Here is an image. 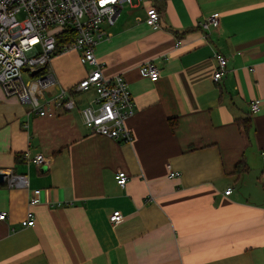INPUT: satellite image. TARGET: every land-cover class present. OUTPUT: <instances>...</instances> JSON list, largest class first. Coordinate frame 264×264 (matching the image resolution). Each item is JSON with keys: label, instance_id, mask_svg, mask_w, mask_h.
<instances>
[{"label": "crops", "instance_id": "1", "mask_svg": "<svg viewBox=\"0 0 264 264\" xmlns=\"http://www.w3.org/2000/svg\"><path fill=\"white\" fill-rule=\"evenodd\" d=\"M151 3L160 11L157 28L145 21ZM143 4L144 13L121 9L113 24L103 23L95 50L106 74L130 85L131 142L86 126L82 108L92 97L41 115L0 87V170L10 174L0 185V210L8 213L0 264H264V0ZM213 13L220 25L205 32L199 22ZM216 52L228 58L220 80ZM151 60L157 81L140 73ZM51 67L58 84L48 96L70 89L91 66L70 51ZM26 152L30 159L17 158ZM39 153L47 163L31 159ZM242 160L247 171L239 176ZM119 170L129 176L124 187ZM35 189L40 200L31 205ZM30 209L36 224L24 226ZM115 210L123 214L117 223Z\"/></svg>", "mask_w": 264, "mask_h": 264}, {"label": "built area", "instance_id": "2", "mask_svg": "<svg viewBox=\"0 0 264 264\" xmlns=\"http://www.w3.org/2000/svg\"><path fill=\"white\" fill-rule=\"evenodd\" d=\"M125 3H132V0H0V87L8 96L30 102L32 109L41 115H55L60 109L71 110L76 107V100L69 89L60 86L53 96L46 95V91L58 84L51 67L53 57L77 51L80 62L90 65L91 69L75 84L73 91H95V95L82 108L86 126L94 132L131 142L133 135L126 120L136 111V102L130 85L122 74H106V62L98 59L95 51L104 34L102 24H113ZM146 12L145 21L152 27H159L161 17L157 7L150 4ZM219 25V13L208 15L199 22L205 32ZM68 29L74 30L75 38L58 50L57 35ZM216 58L218 68L214 79L220 80L226 72L228 58L220 52H216ZM45 66H48L47 71L43 72ZM39 68L42 70L34 74ZM140 73L151 81L160 78V69L152 60L142 64ZM250 107L252 112L258 111L259 101L253 100ZM25 157L30 159L29 152L25 153ZM31 159L38 164L47 163L42 153ZM171 175L177 173L171 172ZM19 178L23 183H28L27 176L21 175ZM128 178L125 170L117 172L120 186L124 187ZM40 191L34 190L29 200L31 205L40 200ZM231 191L229 187L225 193L230 194ZM7 216V211L0 210V220ZM122 219L120 210L110 215L114 223ZM22 224H36V213L32 209L28 210Z\"/></svg>", "mask_w": 264, "mask_h": 264}, {"label": "trees", "instance_id": "3", "mask_svg": "<svg viewBox=\"0 0 264 264\" xmlns=\"http://www.w3.org/2000/svg\"><path fill=\"white\" fill-rule=\"evenodd\" d=\"M147 1H152V0H147ZM153 1H155V0H153ZM152 5H154V6H156L154 3H151ZM157 7V6H156ZM157 9L159 10V8L157 7ZM75 32H74V30L73 29H68L67 31L65 30V32L63 31V32H61L59 35H57V47H58V50H61V48L63 47V45H65V44H67V43H69V42H71V41H73V39L75 38ZM47 67L48 66H45L44 67V70H43V72H45V71H47ZM74 86H75V84H74ZM74 86H72L69 90H70V93L72 94V95H74V97H75V100H76V98H77V96L79 95V94H82V93H79V92H74L73 91V87ZM62 111H64V110H62V109H60V111L59 112H62ZM58 112V113H59ZM240 121V120H239ZM176 122V120H171V123L172 124H174ZM244 123H246L247 124V121L245 120V122ZM24 157V160H27L26 159V157H25V153L24 154H19L18 156H17V158L18 157ZM245 165V162L242 160V161H240V162H238V164H237V166H236V174L237 175H242L245 171H247V168H246V166H244Z\"/></svg>", "mask_w": 264, "mask_h": 264}, {"label": "rangeland", "instance_id": "4", "mask_svg": "<svg viewBox=\"0 0 264 264\" xmlns=\"http://www.w3.org/2000/svg\"><path fill=\"white\" fill-rule=\"evenodd\" d=\"M140 1H141V3H140ZM133 2H134V3H139V4H138L139 8L136 9V10H134V11H131L132 8H130V5H132V4L128 3V4H126V5L122 8L121 15H127V14H130L131 12H136V11H138V12H140V13H144V4H143V3H145L146 0H133ZM20 16H21V15H20ZM87 66H88V65H87ZM78 68H79V65H78V64L76 65V63H73V64L71 65V69H74V70L77 71ZM90 69H91V67H90ZM24 75H25V77H27V76H26L27 74L24 73ZM94 95H95V91H94V89H91V90H89L88 92H85V93L79 94L78 96H80V98H82V99L85 100V102H86L87 99H90V98L93 97ZM85 102H84V103H85ZM86 104H87V103H86Z\"/></svg>", "mask_w": 264, "mask_h": 264}, {"label": "water", "instance_id": "5", "mask_svg": "<svg viewBox=\"0 0 264 264\" xmlns=\"http://www.w3.org/2000/svg\"><path fill=\"white\" fill-rule=\"evenodd\" d=\"M42 68L36 69L33 73L36 74L40 72ZM10 174L6 171L0 170V185L5 184L6 182H9Z\"/></svg>", "mask_w": 264, "mask_h": 264}]
</instances>
